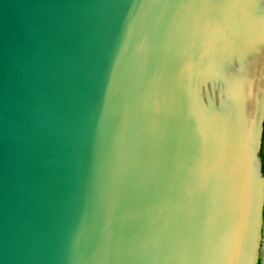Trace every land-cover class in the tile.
<instances>
[{"label":"water","instance_id":"95a60500","mask_svg":"<svg viewBox=\"0 0 264 264\" xmlns=\"http://www.w3.org/2000/svg\"><path fill=\"white\" fill-rule=\"evenodd\" d=\"M263 134L264 0H0V264H264Z\"/></svg>","mask_w":264,"mask_h":264},{"label":"bare ground","instance_id":"6f19581e","mask_svg":"<svg viewBox=\"0 0 264 264\" xmlns=\"http://www.w3.org/2000/svg\"><path fill=\"white\" fill-rule=\"evenodd\" d=\"M254 196H255V194L253 192L252 193V197L249 198L252 201V204H250V206H249V211H250V215H251L252 221L255 224L256 223L257 214H256V206L254 204ZM253 228H254V226H253Z\"/></svg>","mask_w":264,"mask_h":264},{"label":"trees","instance_id":"16d2710c","mask_svg":"<svg viewBox=\"0 0 264 264\" xmlns=\"http://www.w3.org/2000/svg\"><path fill=\"white\" fill-rule=\"evenodd\" d=\"M264 144H262V151H261V155H262V160H263V163H262V168H263V172H264ZM260 264V263H258Z\"/></svg>","mask_w":264,"mask_h":264},{"label":"rangeland","instance_id":"374dc122","mask_svg":"<svg viewBox=\"0 0 264 264\" xmlns=\"http://www.w3.org/2000/svg\"><path fill=\"white\" fill-rule=\"evenodd\" d=\"M261 235L263 236V227H262V229H261Z\"/></svg>","mask_w":264,"mask_h":264},{"label":"flooded vegetation","instance_id":"af4514ba","mask_svg":"<svg viewBox=\"0 0 264 264\" xmlns=\"http://www.w3.org/2000/svg\"><path fill=\"white\" fill-rule=\"evenodd\" d=\"M262 144H264V134H263V143ZM264 147V146H263Z\"/></svg>","mask_w":264,"mask_h":264}]
</instances>
